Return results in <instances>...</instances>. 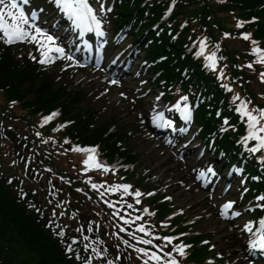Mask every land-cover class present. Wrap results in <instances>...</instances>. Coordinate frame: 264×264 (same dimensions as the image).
<instances>
[{
	"label": "trees",
	"instance_id": "trees-1",
	"mask_svg": "<svg viewBox=\"0 0 264 264\" xmlns=\"http://www.w3.org/2000/svg\"><path fill=\"white\" fill-rule=\"evenodd\" d=\"M142 1L124 0L125 4L119 9L123 15L121 20H130L132 13L139 10ZM189 1L190 5L194 4L197 9L189 12L182 7L183 14L198 15L204 23L213 20L214 24H218L217 27L221 26L222 20L219 18V14L222 11L239 9L241 16L245 18L253 14L257 15L261 20L257 25L256 34L264 41V0H228V4L225 6H218L212 0H201L204 6L197 0ZM140 11L142 12V10ZM160 11V6L153 9V13H158V16ZM158 16L153 22L158 20ZM207 17L210 18L208 21ZM139 35H143L142 32ZM151 35L155 37L152 32ZM169 40V37L164 34L162 37L163 46H159L158 42H155L154 52H148L151 57L159 54L164 56L174 54L176 59L170 58L168 62L161 65V68L170 74L166 78L168 80H172L174 77L179 78L181 73H176L175 68L184 66L195 67L194 76L199 80L203 78L199 66L194 65L189 56L184 60L181 57L184 53L182 43L179 42L173 46L170 45ZM238 54L239 52H228L229 58L233 61L237 60ZM175 60L177 61L176 65L174 64ZM0 89L4 90V95L8 100H19L23 107L31 109L33 113L47 112L58 106L62 107L63 119L74 121L71 128L73 136H77L85 144L102 143L110 152L111 158L119 153L130 162H138V153L134 151L133 147L128 146V144L131 145V138L123 128H120L117 121L112 119L98 122L94 106L84 107V103L87 102L85 95L78 90L70 89L63 83H55L47 73L43 76L36 74L30 64L25 66L16 64L15 57L10 51L0 55ZM204 124L206 131L211 132L213 127L210 122ZM111 125L117 126L114 133L109 132ZM120 141L123 142V147L118 145ZM224 143L230 147L233 145L227 138ZM126 146L128 149L122 150ZM198 239L196 238V240ZM204 253L196 254V257L202 258ZM0 264H74L70 258L66 257L61 245L45 229L38 218L20 204L16 196L2 182H0Z\"/></svg>",
	"mask_w": 264,
	"mask_h": 264
},
{
	"label": "snow or ice",
	"instance_id": "snow-or-ice-1",
	"mask_svg": "<svg viewBox=\"0 0 264 264\" xmlns=\"http://www.w3.org/2000/svg\"><path fill=\"white\" fill-rule=\"evenodd\" d=\"M29 0H22V4L27 5ZM55 3L61 7V9L68 15V17L73 21L76 28L80 29L82 33L92 32L95 31L98 36H103L105 33L101 31V17H98L97 11L93 9V7L89 4V0H55ZM0 39H4L7 44H13L17 42H30L37 45V51L41 54V59H39V63L47 64L52 63L56 58L53 56V53L60 54V56H64L65 49L56 46V39L49 35L43 29L37 27L34 21L38 18V13L32 12L31 15H26L24 8L21 6L20 0H0ZM15 10V11H14ZM111 9H108L110 11ZM100 12H104V6L101 4ZM243 22L238 24V27H242ZM229 33H225V37H229ZM243 39L248 40L250 39L249 34H244ZM255 43V42H253ZM218 47V46H217ZM206 49V41H201L199 50L197 51V56H202L205 53ZM253 54H258L257 62L264 63V52L261 51L259 47H255L253 49ZM36 59L35 56L32 57ZM67 59L71 60L72 56H67ZM209 61L208 66L215 69L217 57L215 53L206 57ZM253 65L249 63L247 67L251 68ZM221 79L223 78V73H221ZM261 82H264V73H261ZM112 83H117V81H112ZM226 90L231 91L228 89L227 86H224ZM187 97H182L181 101H178L177 104L174 106L177 110L183 113V119L186 122H191V109L186 104ZM233 104L236 105V111L239 113L241 119L246 121V132L247 134L242 138V143L247 146L248 141L255 140L257 142L256 146L253 148H249V152H257L261 149H264V109H250L249 104L251 103L249 100L242 99L239 95L233 97ZM238 102V103H237ZM181 103H184V107L181 108ZM57 113H53L49 117L45 118V123L49 120L53 119ZM219 115V113H218ZM153 122L156 124L157 127H171V121L164 120L163 116L157 114L153 116ZM224 123L227 125L228 121L225 119ZM226 130V129H222ZM171 143V141H169ZM73 151H82L88 154V159L84 161L86 166H90V164H94L96 167H104L102 163L96 160L94 157L98 156V149L96 147H85L81 148L76 146L72 149ZM105 170H108L105 168ZM237 171H240L237 169ZM209 175L214 176L215 171L209 167L206 171L201 170L199 172L198 178L207 179ZM11 183V181H9ZM93 188L103 187V185H92ZM130 186L128 185H118L112 188V191H118L123 189L125 193H128ZM247 191V189H245ZM103 195V193L101 194ZM135 195L138 197L142 195L139 192H136ZM259 200L264 201V196L258 197ZM235 201H229L223 206L222 215L225 218L231 217H238L242 213L240 211L234 210ZM110 207L114 205L109 204ZM131 207V205H128ZM260 207H264V205H260ZM40 211V209H36ZM229 212H231V216H229ZM55 215V213H53ZM137 219H140L139 217ZM127 223V221H125ZM248 232H253V226L248 224L245 226ZM124 231V229H121ZM78 231H83L82 229H78ZM138 231L141 233H146L145 228L143 226L138 228ZM257 233L259 239L254 242L251 246L252 248H261L264 249V219L259 221V227L257 229ZM56 235L63 236V232H57ZM88 239V237H84ZM136 237L133 235V239ZM168 243H172L171 238H166ZM145 245H151V239H141L139 241ZM77 243L75 239L72 240L71 244L66 246V251L74 252L75 250L72 248V244ZM127 244L128 241H125ZM131 246V245H130ZM88 245H85L87 248ZM139 252H142L145 256L148 257V260H145L144 264H149V261H163L164 257L170 256L169 252H165L163 256L157 254L156 252H149L143 248L136 249ZM176 250L178 251L179 255H185V246L183 245H176ZM95 251V249H94ZM162 251V249H161ZM79 258V257H78ZM90 264V262H89ZM111 264V262H110ZM164 264H179V262L172 258L171 260L164 261Z\"/></svg>",
	"mask_w": 264,
	"mask_h": 264
},
{
	"label": "rangeland",
	"instance_id": "rangeland-1",
	"mask_svg": "<svg viewBox=\"0 0 264 264\" xmlns=\"http://www.w3.org/2000/svg\"><path fill=\"white\" fill-rule=\"evenodd\" d=\"M239 10V9H238ZM240 11V10H239ZM66 78V77H65ZM71 80V78H69ZM74 82V81H73ZM91 96V94L89 95ZM90 103L84 104L85 106H93L98 110V121H109L114 119L115 121H118L120 123H124L123 126L131 127V129L134 130L132 133V146L134 149L137 150V152L141 155L139 162L136 165L137 171H148L152 174H156L158 176H161V179H168L173 174L177 175L179 177L183 172L181 173L178 168L175 167L172 163V158L170 156L162 154V150L157 149V145L152 144L151 142L146 141L142 137L138 135V124H137V118L135 114L133 113V110L131 109V105H127L125 102H117L115 99L112 98L106 100H99L96 101L94 95L89 98ZM111 100V101H109ZM111 102V103H110ZM106 106V107H105ZM128 123V125H126ZM177 166V165H176ZM172 169V170H171ZM165 175V176H164ZM96 190V189H95ZM170 193L175 199V203L177 205H181L187 207V214L192 217L194 215L203 214L205 211V206H207L206 201L203 199V196L201 194L193 193H187L181 189H178L176 187L170 188ZM104 197H108L107 201L109 204L114 205L112 208L115 211V213L119 216V219H122V214L124 213V209H127L126 207H123L122 205H118L116 201H113L111 196L103 192ZM160 199L157 198L154 200V202H151V204H154L156 208H160L159 204ZM87 207L90 210V214L93 215L97 208L95 205L91 202L87 204ZM210 212H213V206H210ZM96 215V214H95ZM94 215V220L97 218ZM101 220H104L103 215H101ZM196 228L201 232H210L211 233V239H213V242L215 245H217L218 249L222 252L227 253V250L229 252H232L234 249L230 248V246H233L232 243H234L235 239L233 237V233L226 229L225 226L219 224L214 219V214L212 213H206V216L204 215L203 219L200 220L198 225H196ZM230 238H233L230 239ZM191 245H193V248L191 250L187 251V254H192L194 251L198 249V245L194 242H190ZM239 247V245L235 246L234 248ZM142 253L132 249L131 250V258L133 264H142L141 257ZM98 263L99 264H105L101 259V257H98Z\"/></svg>",
	"mask_w": 264,
	"mask_h": 264
}]
</instances>
